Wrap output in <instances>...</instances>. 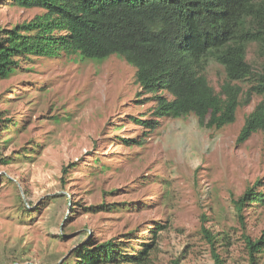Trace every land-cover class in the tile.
I'll use <instances>...</instances> for the list:
<instances>
[{
  "label": "rangeland",
  "instance_id": "rangeland-1",
  "mask_svg": "<svg viewBox=\"0 0 264 264\" xmlns=\"http://www.w3.org/2000/svg\"><path fill=\"white\" fill-rule=\"evenodd\" d=\"M41 12L0 0V27ZM248 58L256 71L264 64L256 44ZM135 71L118 55L64 54L24 59L0 78V264H62L89 240L125 241L136 252L160 221L153 264H215L203 214L224 264H249L244 233L263 234L264 204L247 205L244 227L231 193L257 179L264 192V130L237 142L264 96L221 129L201 127L195 115L148 129L135 118L154 119L155 102L139 95ZM209 78L219 90L223 67L213 63Z\"/></svg>",
  "mask_w": 264,
  "mask_h": 264
},
{
  "label": "trees",
  "instance_id": "trees-1",
  "mask_svg": "<svg viewBox=\"0 0 264 264\" xmlns=\"http://www.w3.org/2000/svg\"><path fill=\"white\" fill-rule=\"evenodd\" d=\"M9 4L39 7L42 12L13 27H0L2 79L32 57L66 54L102 61L118 55L135 67L142 99L155 102L154 119L135 118L148 129H155L161 119L189 115H195L201 127L221 129L234 123L239 109L254 96H264V64L256 71L248 58L252 44L264 57V0H9ZM213 63L225 72L219 90L209 78ZM3 121L0 110V131ZM261 130L264 100L246 117L237 142ZM261 182L257 179L238 197L231 193L244 227L247 205L264 204V192L257 190ZM206 218L203 214L202 232L215 264H224L217 251L220 238L204 224ZM156 224L152 241L136 252L125 250V241L89 240L62 264H153L155 240L166 229L161 221ZM244 240L249 264H260L264 232L258 238L244 233Z\"/></svg>",
  "mask_w": 264,
  "mask_h": 264
}]
</instances>
